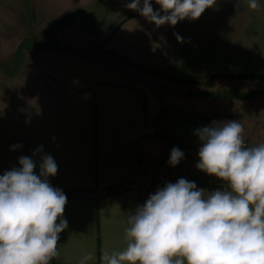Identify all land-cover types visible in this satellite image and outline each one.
Returning <instances> with one entry per match:
<instances>
[{
    "label": "crops",
    "instance_id": "crops-1",
    "mask_svg": "<svg viewBox=\"0 0 264 264\" xmlns=\"http://www.w3.org/2000/svg\"><path fill=\"white\" fill-rule=\"evenodd\" d=\"M259 4L252 10L247 0H216L199 19L174 27H156L138 13L113 31L105 47L179 84L214 77L224 80L226 89L262 90L264 79L221 77L264 76V0ZM129 77L98 79L90 96L79 101L0 103V175L19 167L21 156L37 163V174L42 155H51L58 166L48 181L67 197L63 219L68 226L60 233L59 256L51 264H80L89 252L95 259L88 264H102L104 250L126 247L128 216L157 191L135 185L146 175L142 165L154 175H207L196 167L201 146L197 129L236 120L246 146L264 143L262 101L226 100L217 108L216 102L190 93L178 94L176 101L161 94L155 100L150 87L134 83L147 78ZM15 145L20 147L13 149ZM173 147L184 153L175 167L168 162Z\"/></svg>",
    "mask_w": 264,
    "mask_h": 264
},
{
    "label": "clouds",
    "instance_id": "clouds-1",
    "mask_svg": "<svg viewBox=\"0 0 264 264\" xmlns=\"http://www.w3.org/2000/svg\"><path fill=\"white\" fill-rule=\"evenodd\" d=\"M154 2L158 10L153 0H131L125 7L156 27H174L185 19H199L216 4ZM247 4L252 10L260 7L259 0ZM243 133L236 120L197 129V169L226 186L208 192L180 178L157 189L128 216L126 247L104 250L102 264H264V143L248 147ZM183 157L173 147L168 162L175 167ZM18 163L0 175V264H51L59 256L60 233L68 226L63 219L67 197L48 181L58 166L48 154L41 156L39 174L31 157L21 156ZM94 259L89 252L80 264Z\"/></svg>",
    "mask_w": 264,
    "mask_h": 264
},
{
    "label": "rangeland",
    "instance_id": "rangeland-1",
    "mask_svg": "<svg viewBox=\"0 0 264 264\" xmlns=\"http://www.w3.org/2000/svg\"><path fill=\"white\" fill-rule=\"evenodd\" d=\"M127 2L0 0V103L79 101L90 96L98 79L132 80L129 74H135L147 78L134 83L150 87L155 100L161 94L176 101L178 94L190 93L216 102L217 108L226 104L224 80L179 84L106 50L113 31L138 14L125 7ZM249 93L264 102V88Z\"/></svg>",
    "mask_w": 264,
    "mask_h": 264
},
{
    "label": "built area",
    "instance_id": "built-area-1",
    "mask_svg": "<svg viewBox=\"0 0 264 264\" xmlns=\"http://www.w3.org/2000/svg\"><path fill=\"white\" fill-rule=\"evenodd\" d=\"M142 171L146 174L143 179L135 183L136 186L144 189H160L163 188L167 183H175L178 179L184 178L190 182H195L197 188H207V189H223L225 185L220 182L217 178L200 175V176H190V175H180V176H170V175H154L147 172L144 165L141 166Z\"/></svg>",
    "mask_w": 264,
    "mask_h": 264
},
{
    "label": "trees",
    "instance_id": "trees-1",
    "mask_svg": "<svg viewBox=\"0 0 264 264\" xmlns=\"http://www.w3.org/2000/svg\"><path fill=\"white\" fill-rule=\"evenodd\" d=\"M139 13V12H137ZM119 59H122V58H119ZM124 60V59H122ZM125 61V60H124ZM133 67L137 68L138 70H141V71H146V72H151L150 70H146V69H143V68H140L136 65H133L131 64ZM217 77V76H216ZM222 78H225V79H229V78H237V79H245V80H254V79H264V76L263 75H253V74H241V75H223L221 76ZM214 77H212L213 79ZM121 188L118 187V188H113V189H109V190H106L104 193H110V192H114V191H117V190H120Z\"/></svg>",
    "mask_w": 264,
    "mask_h": 264
},
{
    "label": "water",
    "instance_id": "water-1",
    "mask_svg": "<svg viewBox=\"0 0 264 264\" xmlns=\"http://www.w3.org/2000/svg\"><path fill=\"white\" fill-rule=\"evenodd\" d=\"M249 94L245 93V92H241L238 90H234V89H223L221 91V98L223 100H244L249 98ZM161 116V114H159L158 116H156V118H159Z\"/></svg>",
    "mask_w": 264,
    "mask_h": 264
}]
</instances>
